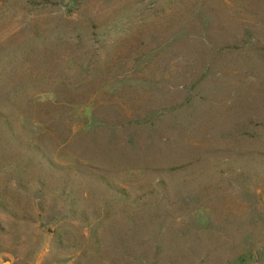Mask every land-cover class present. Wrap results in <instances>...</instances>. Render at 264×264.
<instances>
[{
    "label": "rangeland",
    "instance_id": "374dc122",
    "mask_svg": "<svg viewBox=\"0 0 264 264\" xmlns=\"http://www.w3.org/2000/svg\"><path fill=\"white\" fill-rule=\"evenodd\" d=\"M0 264H264V0H0Z\"/></svg>",
    "mask_w": 264,
    "mask_h": 264
}]
</instances>
